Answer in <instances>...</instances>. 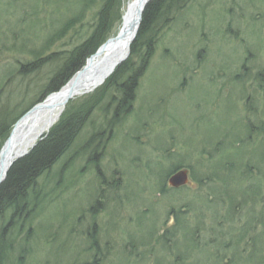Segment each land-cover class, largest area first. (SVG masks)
<instances>
[{
	"label": "rangeland",
	"instance_id": "obj_1",
	"mask_svg": "<svg viewBox=\"0 0 264 264\" xmlns=\"http://www.w3.org/2000/svg\"><path fill=\"white\" fill-rule=\"evenodd\" d=\"M131 1L120 0V17L110 18L108 33L117 32L121 15ZM101 2L0 0L1 109L5 107L3 104H14L11 108L20 112L31 104L34 90L46 81L51 67L47 61L48 65L39 68L34 76L33 73L21 76L20 65H27L38 56L49 58L54 52L70 50L79 44ZM176 3L167 14L168 20L176 18V21L163 24L160 18L156 23L161 28L157 44L138 80L130 111L114 120V105L105 99L87 118L78 138L48 173L43 208L32 221V238L26 244H14L13 254L4 264L85 261L92 264L94 256L96 264H122L118 260L130 249L129 236L138 237L141 227L149 231L150 222L159 219L157 213L161 221L168 220L164 210L176 205L180 195L169 192L158 196L154 176L150 177L149 173L144 177L145 164L155 169L162 151L198 152L193 137L197 142L205 140L196 145L197 149L210 150L222 139L221 129L226 127L227 116L232 117L230 105L234 109L233 118L248 115L243 101L238 100L239 88L232 87L235 84L230 76L246 68L254 73L259 71L264 77V0H188L184 9L179 8L180 1ZM69 20L74 22L72 28L53 39ZM105 83L106 80L90 93L69 100L52 127L64 114L98 95L97 90L100 92ZM263 83V79L256 81L257 85ZM117 90L113 87L111 91ZM121 95V91L116 93L119 104ZM252 116L261 118L252 125L259 126L255 133L258 131L263 139L261 149L258 146L254 149L259 152V155L256 153V180L262 187L257 190L264 194V125H259L264 122V102L258 104L257 116ZM207 121L215 125L204 130ZM246 126H233L239 130L240 139L249 135ZM93 136L96 139L89 143ZM225 152L232 151L228 148ZM160 166L162 170L167 169L165 165ZM259 170L263 176H259ZM101 192L104 199L99 198ZM96 200L99 203L95 205L96 211H90ZM262 205L264 197L258 196L256 209ZM146 209H155V217L149 216V223L144 219L141 227H137L135 219ZM161 221L158 220L159 229ZM150 233L154 235L149 243L138 246V251L149 253L155 248L154 256L170 259L172 255L159 247L165 240L159 239L160 235L155 232ZM179 236L181 232H176V237ZM93 241L98 244V253L91 249ZM108 251L100 261L101 254ZM131 263L130 260L128 264ZM139 264H152L151 256Z\"/></svg>",
	"mask_w": 264,
	"mask_h": 264
},
{
	"label": "flooded vegetation",
	"instance_id": "obj_2",
	"mask_svg": "<svg viewBox=\"0 0 264 264\" xmlns=\"http://www.w3.org/2000/svg\"><path fill=\"white\" fill-rule=\"evenodd\" d=\"M242 70L230 78L235 84L232 87L239 88L238 100L243 101L248 115L233 118L234 109L230 105L232 117L227 116L226 127L221 129L222 139L219 138L210 150L197 149L200 141L193 137V145L198 152H174L168 149L169 152L160 153L155 169L153 165L144 166V177H148L149 173L150 177L154 176L158 196L169 192L180 194L176 205L164 210L165 217L173 220L172 227H167L164 218L162 228L157 227L155 231L160 235L159 239L165 240L159 247L172 256L170 259L156 257L153 264H264V205L256 209L257 197H264V194L257 190V187H262L256 180V153L259 155V152L254 149V146L261 149L263 139L258 131L255 133L259 126L252 125L254 120H261L252 114L257 116L258 104L264 102V83L256 84L259 79L264 82V77L259 71ZM212 125L215 124L207 121L204 130ZM234 125L242 128L247 125L249 135L240 139L239 130H234ZM259 125H264V122ZM193 138H189L191 142ZM228 148L232 152H225ZM160 165H165L167 169L162 170ZM181 170L187 172V183L170 187V176ZM259 173H262L261 170ZM126 195L129 199V191ZM144 215L149 217L148 213ZM176 232H181V236L176 237ZM187 233L185 244L176 245V240Z\"/></svg>",
	"mask_w": 264,
	"mask_h": 264
},
{
	"label": "trees",
	"instance_id": "obj_3",
	"mask_svg": "<svg viewBox=\"0 0 264 264\" xmlns=\"http://www.w3.org/2000/svg\"><path fill=\"white\" fill-rule=\"evenodd\" d=\"M177 0H151L147 3L140 22L138 33L130 46V56L118 66L111 75L101 93L95 98L82 104V107L64 114L61 119L49 130L48 134L37 141L34 147L25 156L17 159L9 168L6 178L0 184V264L8 261L13 254L11 248L14 244H26L34 234L32 221L36 214L43 208V199L46 198L44 189L48 182L47 176L70 146L74 143L80 130L85 125L87 118L103 96L109 91H121L120 104L117 102L116 93H111L107 98L113 104L112 118L121 119L128 113L135 96L139 78L144 73L149 59L158 40L156 23L162 18L164 23L173 24L176 18L168 20V12L175 8ZM180 1L179 8L184 9L188 0ZM120 0H102L95 19L86 36L80 43L70 50L54 52L48 57L38 56L32 62L21 64L18 72L21 76H33L43 65H50L51 71L46 81L34 90L31 104L16 112L13 105L3 104L0 108V141L7 138L15 121L32 105L41 101L51 92L59 90L70 77L78 71L86 59L109 37L108 25L113 16L120 17ZM74 22L63 26L53 39L59 38L63 33L72 28ZM111 30V29H110ZM109 30V31H110ZM48 58V59H47ZM48 61V63H47ZM45 75H48L46 72ZM44 75V77H45ZM37 85V84H36ZM23 104V103H22ZM123 104L124 106H120ZM118 117V118H117ZM1 143V144H2ZM63 156V157H64ZM16 238V240H14ZM20 250V248H19ZM248 251V250H247ZM246 251V253H247Z\"/></svg>",
	"mask_w": 264,
	"mask_h": 264
},
{
	"label": "bare ground",
	"instance_id": "obj_4",
	"mask_svg": "<svg viewBox=\"0 0 264 264\" xmlns=\"http://www.w3.org/2000/svg\"><path fill=\"white\" fill-rule=\"evenodd\" d=\"M121 50L126 53L128 51L127 44ZM111 55V48L110 50L104 49L101 51V53L92 59L90 66L87 68L84 75L78 79L75 87L71 82L68 83L59 93L47 98L42 103V107L22 117L17 123L12 137V144L10 147L12 156L22 154L29 150L36 140L54 124L64 109L62 103L68 93L73 91L76 96H82L90 93L101 85V81H105L104 78H106L108 75L107 73L111 71L113 62L117 60L120 52L112 58H110ZM106 61L108 62V64H106L107 66L103 64L100 69L101 63ZM119 65H121V62L113 67L107 78L114 74ZM93 244H96L98 248L96 242Z\"/></svg>",
	"mask_w": 264,
	"mask_h": 264
},
{
	"label": "water",
	"instance_id": "obj_5",
	"mask_svg": "<svg viewBox=\"0 0 264 264\" xmlns=\"http://www.w3.org/2000/svg\"><path fill=\"white\" fill-rule=\"evenodd\" d=\"M147 1L148 0H135L133 2V4H131L129 6L127 12L125 13V16L123 17V23H122V27H121L120 31L117 33V35L115 37L108 39L105 42V44L100 48V49L107 48L109 50L111 48L112 55L110 58H112L113 56H115L117 53L120 52V55L117 58V60L115 62H113V65H112L113 67L118 65L120 62H122L126 58L128 51L125 53L121 49L124 48L126 44H127V47L129 48L130 43L134 39L135 34L138 30V26H139V22L141 20V15H142L143 9H144ZM100 51H97L95 53V55H97ZM95 55H92L86 61L85 66L80 71L75 73L73 75V77L70 79V82H71V84L74 85V87H75L78 79H80V77L82 75H84L85 71L90 66L91 60ZM103 64H105L104 66H107L106 64H108V62L106 61V62L101 63L100 69L102 68ZM113 67H112V69H113ZM112 69H111V71H112ZM110 72L107 74L109 75ZM108 75H107V77H108ZM73 94H75L73 91L68 93L66 98L63 100V104L66 103L72 97ZM40 107H42V104H37L33 108H31L26 114L33 112L34 110H37ZM17 123L14 125L13 129L11 130L7 140L5 141L3 147L0 151V182L4 179V177L7 173V170L13 161V160H11L9 162H6V158H7V155L10 154L12 137H13L14 130H15ZM24 154H26V152H24L22 154H18V155H16V157H20ZM187 181H188L187 172L185 170H181V171L174 173L172 176H170L168 183L171 187H179L181 185L186 184Z\"/></svg>",
	"mask_w": 264,
	"mask_h": 264
}]
</instances>
